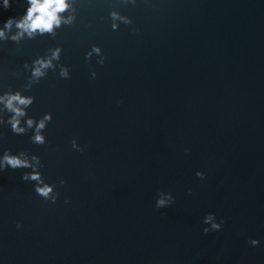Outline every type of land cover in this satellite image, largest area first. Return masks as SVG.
<instances>
[{
	"label": "water",
	"instance_id": "water-1",
	"mask_svg": "<svg viewBox=\"0 0 264 264\" xmlns=\"http://www.w3.org/2000/svg\"><path fill=\"white\" fill-rule=\"evenodd\" d=\"M10 3L0 28L30 6ZM67 3L53 33L0 38V94L53 116L44 145L0 125V156L38 155L59 192L52 203L21 179L31 169L0 171V264H264V0ZM160 192L174 203L157 208ZM209 213L224 223L205 234Z\"/></svg>",
	"mask_w": 264,
	"mask_h": 264
},
{
	"label": "clouds",
	"instance_id": "clouds-1",
	"mask_svg": "<svg viewBox=\"0 0 264 264\" xmlns=\"http://www.w3.org/2000/svg\"><path fill=\"white\" fill-rule=\"evenodd\" d=\"M30 5L26 10V15L21 19L16 20L15 18H9L5 23L4 27L0 28V38L7 39L6 32L11 31L13 25L19 30L18 33L12 36L13 40L21 39L25 34L29 37H33L35 34L44 35L46 33H53L55 28L60 27L61 23H71V19L64 20L59 14L65 12L70 5L67 0H27ZM3 7L9 9L11 7L10 0H3ZM114 18L116 14H113ZM115 28L116 25H113ZM61 49L57 48L52 52L51 57L45 59L41 57L34 61L36 65L32 71V79L25 87V91H30L34 84L40 82V78L46 76V70L49 68L55 69L53 60L60 59ZM92 52L97 54L100 53L98 47H93ZM92 52L87 54L86 59H90ZM101 65L104 64V60H100ZM27 67V65H25ZM70 71L67 67H61L59 76L61 78H70ZM91 76L93 79L96 78L97 73L92 71ZM35 97L31 95H24L21 91H7L0 94V112H6L11 114L7 120L3 115H0V125H10L13 133L17 135L26 134L29 130H33L34 134L31 140L34 144L44 145L47 143V138L44 135V131L47 129L48 124L52 121L53 116L51 113L45 114L38 121L35 118L29 117L27 109L33 105ZM26 121L23 118H26ZM26 124V126H24ZM72 147L81 153L84 148L75 140H72ZM43 167L41 158L38 155L30 154L27 151H21L18 154H13L11 149L3 152L0 156V171L7 169H31V171L25 172L21 179L26 182H35L34 190L37 195L47 201L55 203L59 198V192L56 191V185L47 183L43 173L40 169ZM204 172H197V176L201 179L205 178ZM66 183L65 180L60 181V185L63 186ZM174 196L169 192H160L156 201L157 208L169 207L174 203ZM67 203V201H66ZM210 227L204 228V233L207 234L211 231L221 230L223 221L217 222L215 213H209L206 215L203 221ZM22 227V225H17ZM251 245H259L260 241L256 239L250 240Z\"/></svg>",
	"mask_w": 264,
	"mask_h": 264
}]
</instances>
